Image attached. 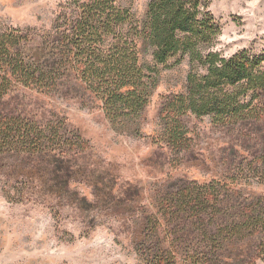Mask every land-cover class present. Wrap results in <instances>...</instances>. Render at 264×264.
I'll list each match as a JSON object with an SVG mask.
<instances>
[{"label": "rangeland", "instance_id": "1", "mask_svg": "<svg viewBox=\"0 0 264 264\" xmlns=\"http://www.w3.org/2000/svg\"><path fill=\"white\" fill-rule=\"evenodd\" d=\"M149 1L117 0L138 20ZM209 2L221 28L214 52L229 58L264 49V0ZM63 5L0 0V32L22 30L25 53L39 54ZM141 58L151 63L150 55ZM189 67L187 57L157 67L139 137L116 132L101 103L73 77L53 92L18 87L0 99V119L65 127L63 146L0 155V264H150L160 249L162 264H264V228L244 229L232 242L219 236L215 259L196 263L188 255L203 242L200 223L192 215L164 216L163 200L194 183L216 184L223 195L226 214L215 226L264 206V122L222 127L188 114L181 121L189 149L179 155L160 143V111L166 98L185 92Z\"/></svg>", "mask_w": 264, "mask_h": 264}, {"label": "trees", "instance_id": "2", "mask_svg": "<svg viewBox=\"0 0 264 264\" xmlns=\"http://www.w3.org/2000/svg\"><path fill=\"white\" fill-rule=\"evenodd\" d=\"M63 1L47 48L39 54L25 53L28 36L22 30L0 32V99L18 87L53 92L73 77L101 103L116 132L139 137L158 84L157 67L171 61L178 65L187 57L185 92L166 98L159 114L160 143L179 155L189 149L181 121L188 114L222 127L264 122V49L242 50L229 58L214 52L221 28L209 0H150L141 20L117 0ZM141 54L150 55L151 63L142 61ZM64 132L63 126L0 119V155L40 154L54 144L63 146ZM214 186L190 184L163 200L169 221L192 215L200 223L206 246L201 242L188 255L196 263L215 259L219 236L232 242L244 229L264 228L261 204L250 206L238 221L215 226L226 210ZM163 253L158 250L150 264H162Z\"/></svg>", "mask_w": 264, "mask_h": 264}]
</instances>
